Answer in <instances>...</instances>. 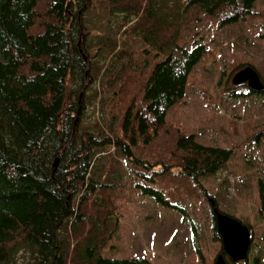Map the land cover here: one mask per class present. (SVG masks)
Segmentation results:
<instances>
[{"label":"trees","instance_id":"1","mask_svg":"<svg viewBox=\"0 0 264 264\" xmlns=\"http://www.w3.org/2000/svg\"><path fill=\"white\" fill-rule=\"evenodd\" d=\"M92 2L0 0V264H16L22 252L29 264H152L142 257L101 256L118 224L115 197L125 184L114 152L134 187L162 206L170 207L169 199L191 180L220 241L214 201L199 178L223 168L232 150L198 142L168 124L166 114L184 97L189 74L205 53L202 45L189 50L179 43L189 8L223 27L249 18L256 0L96 1L117 20L111 32L129 33L144 45L134 51L110 36L97 40L95 54L102 49L108 68L96 66L82 41ZM99 76H108L102 88L115 97L109 134L74 126L80 93ZM248 94L264 96V89ZM258 204L264 225L261 179ZM249 262L247 257L244 264Z\"/></svg>","mask_w":264,"mask_h":264},{"label":"rangeland","instance_id":"2","mask_svg":"<svg viewBox=\"0 0 264 264\" xmlns=\"http://www.w3.org/2000/svg\"><path fill=\"white\" fill-rule=\"evenodd\" d=\"M92 1L84 12L88 33L82 41L96 66L108 68L109 59L102 49L101 56L95 54L97 40L110 36L134 51L144 45L129 33L119 36L111 32L117 25L115 16L106 17L101 4L96 3L100 0ZM253 9L246 20L219 27L199 8H189L179 43L189 50L202 45L205 53L189 74L184 97L169 109L166 121L204 145L232 150L223 168L199 182L221 212L252 231L249 264L255 257L264 264V225L258 214V181H264V96L248 94L245 83L234 86L231 82L234 74L249 64L264 84V0H256ZM124 41L128 45H123ZM153 59H148L144 73ZM117 69L118 65L113 74ZM107 78L99 76L85 94L80 93L77 126L94 134L100 130L109 134L110 125L116 123L112 91L102 88ZM115 153L125 184L115 197L119 221L101 256L142 257L152 264H214L221 242L213 238L210 208L201 194L192 192L193 182L185 181L187 190L169 199L170 207L162 206L134 187L124 159ZM225 260L233 264L228 257ZM29 263L32 260L27 252L18 255L16 264Z\"/></svg>","mask_w":264,"mask_h":264},{"label":"water","instance_id":"3","mask_svg":"<svg viewBox=\"0 0 264 264\" xmlns=\"http://www.w3.org/2000/svg\"><path fill=\"white\" fill-rule=\"evenodd\" d=\"M234 86L245 83L252 91L258 92L264 89L257 72L250 66L236 72L231 80ZM81 108L78 107L75 114L74 126L77 124ZM55 159L54 167L57 164ZM211 207L215 214V227L220 237L222 253H219L214 264H227L225 257H228L232 263L246 261L251 244V233L249 228L240 221L219 211L214 202Z\"/></svg>","mask_w":264,"mask_h":264}]
</instances>
